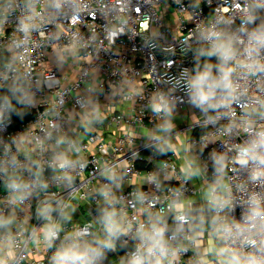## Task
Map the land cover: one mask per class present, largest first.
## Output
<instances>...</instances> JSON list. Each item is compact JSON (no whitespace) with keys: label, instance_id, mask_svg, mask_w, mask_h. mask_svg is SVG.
<instances>
[{"label":"clouds","instance_id":"clouds-1","mask_svg":"<svg viewBox=\"0 0 264 264\" xmlns=\"http://www.w3.org/2000/svg\"><path fill=\"white\" fill-rule=\"evenodd\" d=\"M204 5L0 0V37L10 33L0 44V120L10 127V114L28 105L42 114L18 140L0 138V172L10 203L35 193V219L44 221L29 230L13 225L15 208L0 212V264L31 257L30 245L46 264H101L117 241H131L120 264H264V0H222L207 15ZM165 16L175 29L162 30ZM126 36L139 41L149 70L117 63L99 79L101 54L126 59L118 43ZM38 48L48 52L47 71L33 67ZM69 73L83 83L71 108ZM137 101L138 120H117L121 105L135 111ZM184 107L191 119L181 127ZM111 123L119 137L104 142ZM241 193L242 221L227 219ZM93 194L99 215L68 228L73 202Z\"/></svg>","mask_w":264,"mask_h":264},{"label":"built area","instance_id":"built-area-1","mask_svg":"<svg viewBox=\"0 0 264 264\" xmlns=\"http://www.w3.org/2000/svg\"><path fill=\"white\" fill-rule=\"evenodd\" d=\"M222 3V0H211L210 5L208 4V0H205L204 5V12L207 15L210 11H212L217 5ZM239 23V21H237ZM171 24L172 28L175 29L177 25L173 23L170 16H165L163 20V25L165 30L167 26ZM52 25H47L44 28V31H49L52 29ZM185 33L187 32V29H184ZM8 35L10 33L6 32V34L3 37H0V44H5L8 42ZM119 51L122 53L123 57L126 59L123 61H114L110 57H105L103 54H101L100 60L97 62L101 65L102 71L99 73V79L101 80H107L109 76L113 73L116 64L117 63H127L130 68L136 69L138 72H147L150 67V61L148 58V55L141 51L139 48V41H134L131 37H123L120 42ZM4 55L8 56L10 55L9 52L4 51ZM190 56H195V53H189ZM157 59H160V57H157ZM180 59H183L181 56ZM203 59V58H201ZM35 64L33 67L37 69L38 71H47L49 68V57L48 52L45 49L38 48L37 53L35 55ZM179 63V60H178ZM188 66L191 69V65H185ZM162 71V70H161ZM215 71V70H214ZM88 79V78H84ZM69 83V92L72 93L68 97V100L66 102V107H72L75 104L74 95L76 92L80 91L79 88H76L74 85L77 83L81 84V87H83L82 79L80 75L76 74V79L72 81L71 79ZM145 84L147 85V90L151 91L153 89V85L150 81H145ZM57 87L56 85H53V88ZM33 91L35 89L33 88ZM45 92H47V89H45ZM40 96L41 94H37ZM107 96V95H105ZM101 97V101H103V97ZM44 99L41 97L39 100V103H44ZM112 102V101H111ZM142 102L137 101V103L134 105L135 111L132 110V107L128 103H125L123 105H126L128 108V112H122L119 110V116L117 117V120H120L123 117H131L134 121L139 119V116L137 113L140 111V105ZM121 105V106H123ZM11 115V126H8V123L6 120H0V138L3 139L5 143H9L12 141V139L15 137L17 140L24 135V133L33 128L37 122V120L42 116L40 112L37 111L35 107L32 105H28L26 108H24L22 111L19 112H13ZM191 119L190 111L187 107L181 108L179 115L176 116V123L178 126L183 127L188 120ZM108 126H116L118 125L116 123H111ZM4 129H7V134H4ZM106 129V128H105ZM105 129H103V137L104 142H108V140L105 138ZM99 134V133H98ZM119 136L115 137V140ZM87 139H85V143H87ZM114 141V140H113ZM13 151H15V148H13ZM23 159V157H21ZM138 167H145V163L141 161L138 164ZM150 167V165H148ZM92 168V165H89V170ZM46 175H49V173H46ZM25 176H27V173H25ZM237 183H239V180H237ZM46 192H55L57 189L55 187H50L49 189L45 190ZM13 190L8 189L6 187L5 182V174L3 172H0V212H2L5 216L9 214V212L15 208V215L13 219V225L23 224L25 228L31 230L33 228L38 229L40 227V224L43 223V218H40V221L37 222L35 219L38 215L36 211V204L38 197L33 193L30 195L27 199H25L19 207H16V205L10 203L9 197L12 194ZM125 194H127V189L125 190ZM64 196H67V191L63 193ZM241 197V202L237 205V211L235 213V217H233L231 214L227 215V219H233L235 218L237 222L242 221L243 216L242 213L247 211V205L243 203V194H239ZM98 199H101L98 194H93L91 198H89V201H74L73 203H78L77 211L75 213H71L72 220L66 222V225L68 228H71L74 224H79L81 227L83 224L87 223L88 221L96 219V217L99 215L98 212V206L96 204V201ZM53 217H57V213H52ZM16 231V228L13 227V232ZM131 247V241L127 244H123L122 241H117V250L115 252H111L108 254V258L101 262V264H107L108 259L115 258V261L120 264L121 257L124 255L125 251L129 250ZM29 250L32 252L31 257H28L26 253H21L25 255V259L22 261H19L18 264H46L45 260L40 259L41 256H44V250L36 248L35 245H30ZM112 263V262H111ZM114 264V262L112 263Z\"/></svg>","mask_w":264,"mask_h":264},{"label":"crops","instance_id":"crops-1","mask_svg":"<svg viewBox=\"0 0 264 264\" xmlns=\"http://www.w3.org/2000/svg\"><path fill=\"white\" fill-rule=\"evenodd\" d=\"M69 79L74 81L76 79V73H69ZM102 99H103L102 102L105 104L111 103V101L109 100V98L107 96L103 97ZM68 108H70V107L68 106ZM119 110H121L122 112H128V108L126 105L120 106ZM105 131H106L105 138L108 141L109 140H115V137L119 136L118 127H116V126H107ZM113 133H116V135L114 136ZM110 264H112V263H110Z\"/></svg>","mask_w":264,"mask_h":264},{"label":"rangeland","instance_id":"rangeland-1","mask_svg":"<svg viewBox=\"0 0 264 264\" xmlns=\"http://www.w3.org/2000/svg\"><path fill=\"white\" fill-rule=\"evenodd\" d=\"M111 262H114V264H118V262L115 261V258H112L111 260L108 259L107 264H110Z\"/></svg>","mask_w":264,"mask_h":264}]
</instances>
